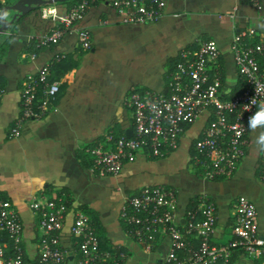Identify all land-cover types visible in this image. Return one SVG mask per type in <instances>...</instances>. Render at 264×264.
<instances>
[{
    "label": "crops",
    "instance_id": "crops-1",
    "mask_svg": "<svg viewBox=\"0 0 264 264\" xmlns=\"http://www.w3.org/2000/svg\"><path fill=\"white\" fill-rule=\"evenodd\" d=\"M14 1L0 0V8ZM110 1L89 3L76 23L88 34L85 49L70 31L52 48L40 50L34 59L24 51L27 41L37 39L54 24L55 19L40 16V9L42 5L53 6L56 13H61L63 9L55 3L42 4L20 15L0 38V195L20 219L24 261L36 258L38 231L28 206L34 194L51 197L63 193L70 200L59 231V242L65 250L73 254L74 241L68 228L71 209L77 207L89 217L99 246L122 264H163L170 248L169 236L161 231L145 247L126 234L118 219L125 196L146 186L162 185L174 190L179 223L196 196H209L216 215L211 234L214 243L229 237L230 203L236 196H244L254 204L256 231L263 235L264 184L256 174L259 147L255 139L259 129L249 130L245 154L226 179L204 178L193 170L192 140L203 124V116L185 130L176 149L157 158L138 152L114 176L90 173L83 148L102 141L108 133L131 134L126 94L142 89L164 91L179 51L193 47L198 40L215 42L223 87L232 88L236 82L232 37L250 28L264 42V0H164L162 15L142 24L121 23ZM6 14L8 19L12 11ZM55 54L70 67L53 70L58 90L52 107L39 118L18 121L21 80L49 63ZM13 126L18 128L17 135H10ZM73 260L70 255L68 264H74ZM230 264L256 262L236 250Z\"/></svg>",
    "mask_w": 264,
    "mask_h": 264
},
{
    "label": "built area",
    "instance_id": "built-area-1",
    "mask_svg": "<svg viewBox=\"0 0 264 264\" xmlns=\"http://www.w3.org/2000/svg\"><path fill=\"white\" fill-rule=\"evenodd\" d=\"M164 3V0L110 1L123 24L156 21L162 15ZM88 4V0H80L66 13H56L55 18L49 16L55 22L49 31L37 37L36 46H47L73 31L79 46L87 48L88 34L76 23ZM45 8L54 7L42 5V18ZM230 49L236 74L232 88L223 87L215 42L202 39L179 51L164 91H129L125 105L131 112V134L108 133L102 141L84 147L88 171L114 176L138 152L151 158L162 157L176 149L185 130L203 116V124L192 140L193 170L199 169L204 178L230 177L245 154L248 120L264 104V42L248 28L233 35ZM28 56L34 59L35 54ZM48 75L49 66L45 63L21 80L18 121L39 118L52 107L58 83L48 81ZM17 133V126L11 127L10 135ZM256 174L264 184V151L260 149ZM175 202V192L170 187H142L125 196L118 219L126 234L145 247L151 245L158 231L167 234L171 242L163 264H227L233 250H239L256 264H264V234L256 231V209L248 198L239 195L230 203L231 231L220 243L211 239L216 215L209 196H196L185 209L182 223L175 218ZM69 205L70 200L63 193L29 197L28 206L38 235L36 258L25 262L20 219L16 210L0 197V264H68L70 255L74 264H122L109 250L99 246L89 217L77 207L71 209L68 228L74 241L73 254L61 246L59 231Z\"/></svg>",
    "mask_w": 264,
    "mask_h": 264
},
{
    "label": "trees",
    "instance_id": "trees-1",
    "mask_svg": "<svg viewBox=\"0 0 264 264\" xmlns=\"http://www.w3.org/2000/svg\"><path fill=\"white\" fill-rule=\"evenodd\" d=\"M77 1H80V0H70V1H67V2H60V3H55V5H57L58 7H60L61 9H63L62 11H61V13H58L57 12V14L58 15H61V14H64V13H66L67 11H68V9L71 7V5H73L75 2H77ZM89 1V3H93V2H96L97 0H88ZM32 11V10H31ZM33 11H35V9L33 10ZM51 27H48L47 28V30L45 31V32H47V31H49V29H50ZM65 34V33H64ZM63 34V35H64ZM5 39H4V42L6 41V37H4ZM37 42V40L36 39H30L29 41H27L26 43H25V45H24V51L26 52V53H34L35 54V56H36V54L38 53V52H40V50H43V49H50V48H52V46H54L56 43H57V40L54 42V43H50L49 45H47V46H36V43ZM3 53V50H2V48L0 47V56H1V54ZM60 55L59 54H55L53 57H52V59L50 60V62L49 63H47L48 64V66H49V75H48V81H52V80H54L53 78H54V75H53V70H55V69H57V70H59V69H61V70H63V69H65V68H69L70 66L68 65V64H65V60L63 59V57L61 56V57H59ZM32 73H34V72H32ZM1 82H2V79H1V77H0V84H1ZM1 90V89H0ZM19 90H20V87H19ZM234 90L235 89H232L231 90V92H234ZM19 94H20V91H19ZM20 98H21V96H20ZM21 100V99H20ZM20 104V103H19ZM196 172H199V169H196ZM214 179L216 178V177H213ZM216 179H220V178H216ZM0 197L1 198H3L1 195H0ZM190 206V205H189ZM188 206V207H189ZM187 207V208H188ZM152 243V242H151ZM104 249V248H103ZM237 251H239V250H237ZM235 252H236V250H233V251H231V253H230V256H229V259H228V263L227 264H230V262H231V259L233 258V256L235 255Z\"/></svg>",
    "mask_w": 264,
    "mask_h": 264
},
{
    "label": "water",
    "instance_id": "water-1",
    "mask_svg": "<svg viewBox=\"0 0 264 264\" xmlns=\"http://www.w3.org/2000/svg\"><path fill=\"white\" fill-rule=\"evenodd\" d=\"M67 1L70 0H15L11 4L1 7L0 15H4L5 13H7V11H12V14L8 19L6 17H4V19H0V38L4 36L7 28L20 15L30 10H34L45 3H62ZM125 134L128 136L130 134V131H126Z\"/></svg>",
    "mask_w": 264,
    "mask_h": 264
},
{
    "label": "clouds",
    "instance_id": "clouds-1",
    "mask_svg": "<svg viewBox=\"0 0 264 264\" xmlns=\"http://www.w3.org/2000/svg\"><path fill=\"white\" fill-rule=\"evenodd\" d=\"M43 18L47 19L49 16L55 18L56 9L55 8H45L43 9ZM7 14L0 15V19H4ZM248 127L253 132L257 129H261L258 136L255 139V143L258 145L261 151H264V104L259 105V110L256 111L248 120Z\"/></svg>",
    "mask_w": 264,
    "mask_h": 264
}]
</instances>
